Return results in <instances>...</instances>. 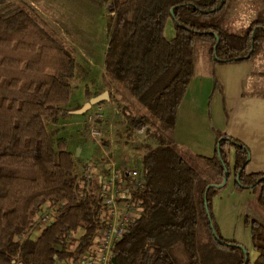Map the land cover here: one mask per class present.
<instances>
[{
	"label": "trees",
	"instance_id": "1",
	"mask_svg": "<svg viewBox=\"0 0 264 264\" xmlns=\"http://www.w3.org/2000/svg\"><path fill=\"white\" fill-rule=\"evenodd\" d=\"M11 1L0 0V264H58L92 250L108 225L101 179L108 171L95 164L104 172L87 178L84 158L58 136L59 128L49 129V123L71 114L67 105L77 61L33 10L9 9ZM233 2L113 1L105 56L111 95L133 132L151 139L139 169L145 183L133 193L140 215L113 248L116 264H202L214 254L220 255L219 264H264V223L246 219L258 253L252 260L246 248L218 232L212 200L219 188L195 163L225 177L226 146H234L238 184L255 189L264 208V173L246 172L249 149L225 137L213 157L199 156L174 139L200 49L213 65L241 63L264 52V17L233 33L227 24ZM170 21L175 34L169 39ZM47 206L55 208V220L38 232Z\"/></svg>",
	"mask_w": 264,
	"mask_h": 264
},
{
	"label": "rangeland",
	"instance_id": "2",
	"mask_svg": "<svg viewBox=\"0 0 264 264\" xmlns=\"http://www.w3.org/2000/svg\"><path fill=\"white\" fill-rule=\"evenodd\" d=\"M114 0H12L9 9L29 8L37 15L38 20L53 34L65 47L70 49L77 61V70L74 80H72L73 94L70 103L67 105L73 111L79 106H83L91 98L102 95L105 92L110 94L114 87L109 81L105 72V52L110 38V14H113ZM259 15L264 17V0H234L232 7L227 15V24L233 33L240 34L242 31ZM174 26L171 21L166 27V36L170 39L174 36ZM256 73L254 74L257 86L246 83L248 91L264 93V52L258 53L252 59ZM214 66L206 49H200L199 61L196 64L195 76H209L213 79ZM194 76V77H195ZM206 99L207 121L211 115V110L215 111V122H206L212 127H219L225 124L228 118V111L222 102L220 104L219 94H213ZM215 93V92H214ZM216 96V97H215ZM106 105V104H104ZM220 108V113L217 112ZM119 110V109H118ZM120 111V110H119ZM121 112V111H120ZM122 113V112H121ZM122 121L108 122V117L103 121L104 146L106 141L111 144V139L115 144V151L126 156L129 164L140 169L142 167L141 153L145 152L147 142H151L150 137L145 133H135L130 126L131 122L122 115ZM81 118L79 125V138L82 146L86 149L83 167L86 165L101 164L106 165L108 158L107 152L110 146L102 148L99 143L91 141L87 128V114H76L71 117L67 115L59 120V123L65 124L58 136H70L75 128L69 120ZM69 121V122H68ZM56 125V123H55ZM52 131L54 124H48ZM77 127V126H76ZM211 127V129H212ZM204 140H210L208 134L204 131ZM224 136L218 132V140ZM217 140V141H218ZM80 143V144H81ZM189 148V147H188ZM118 149V150H117ZM228 153L227 173L230 176L219 177L212 174L207 165L199 160H195L204 178L209 179L211 186L219 188L218 194L212 200V212L216 227L221 236L226 240L237 241L247 249L249 256L255 260L258 256L252 240V230L247 217L257 219L264 223V208L259 205L257 200V191L253 188L240 187L238 178L235 175L236 149L234 146H226ZM189 150L196 155L190 148ZM126 153V154H125ZM125 154V155H124ZM215 152L208 157H213ZM85 166V168H86ZM102 166V167H103ZM93 167V166H92ZM93 167L102 174V168ZM85 170V169H84ZM79 232L77 238L79 236ZM210 253H216L210 251ZM219 254H214L209 260L202 264H219ZM205 259L203 255L201 261ZM58 264H67L66 261Z\"/></svg>",
	"mask_w": 264,
	"mask_h": 264
},
{
	"label": "crops",
	"instance_id": "3",
	"mask_svg": "<svg viewBox=\"0 0 264 264\" xmlns=\"http://www.w3.org/2000/svg\"><path fill=\"white\" fill-rule=\"evenodd\" d=\"M214 73L217 79L214 76L212 79L205 75L200 80L196 76L193 78L178 111L174 139L177 144L189 147L196 155L208 157L216 152L218 132H220L224 138L236 139L249 149L247 173H264V93L246 89V83L254 87L257 86L254 78L256 69L252 60L217 64L214 66ZM213 89L215 92L213 94L220 95L218 96L220 104L223 102L229 113L225 124L219 125L217 128L206 124V122H215L213 121L215 111L211 110L209 117L211 121H207L208 109L206 110L205 107L206 99L210 97ZM105 104L108 122L122 121L124 114L118 110L113 95L110 94ZM217 112L220 113V108ZM70 115L73 117L76 114L71 112ZM69 121H72L70 124L74 126L75 131L70 136L63 137L67 139L69 149L77 157L86 158V149L82 146L78 132L81 118ZM54 126L55 129L61 130L65 124L58 122L56 125L54 123ZM204 131H209L206 133L210 140L203 139ZM119 143L111 140L110 153L117 157L124 167H130L131 161L115 151V144ZM143 153L139 156L145 154Z\"/></svg>",
	"mask_w": 264,
	"mask_h": 264
},
{
	"label": "built area",
	"instance_id": "4",
	"mask_svg": "<svg viewBox=\"0 0 264 264\" xmlns=\"http://www.w3.org/2000/svg\"><path fill=\"white\" fill-rule=\"evenodd\" d=\"M105 118L106 107L97 104L87 114L86 122L90 140L99 143L103 149L106 147L103 144L105 136L101 125ZM107 158L104 168L108 172L105 177L101 175V179H103L102 196L108 207L109 223L92 250L84 252L76 260H67V264H112L114 246L125 236L131 224L140 215L141 209L133 198V193L144 186L141 172L135 167H124L110 151L107 152ZM95 172L97 171L91 165L86 167L87 178H91ZM55 217V208L45 207L35 230L39 232L42 228L51 225ZM66 246L71 249L70 240Z\"/></svg>",
	"mask_w": 264,
	"mask_h": 264
},
{
	"label": "water",
	"instance_id": "5",
	"mask_svg": "<svg viewBox=\"0 0 264 264\" xmlns=\"http://www.w3.org/2000/svg\"><path fill=\"white\" fill-rule=\"evenodd\" d=\"M173 11V10H172ZM109 99V93L105 92L102 95L96 96L94 98H91L88 102H86L80 109L73 111L74 114H85L88 111L92 109L93 106L102 103ZM228 176L227 170H226V177ZM243 247V246H242ZM244 248V247H243ZM112 261L114 264H116V258H112Z\"/></svg>",
	"mask_w": 264,
	"mask_h": 264
}]
</instances>
